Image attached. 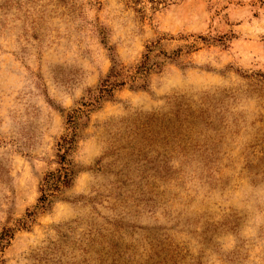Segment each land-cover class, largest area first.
Segmentation results:
<instances>
[{
    "label": "rangeland",
    "instance_id": "374dc122",
    "mask_svg": "<svg viewBox=\"0 0 264 264\" xmlns=\"http://www.w3.org/2000/svg\"><path fill=\"white\" fill-rule=\"evenodd\" d=\"M153 43L144 90L81 105ZM1 234L0 264H264V0H0Z\"/></svg>",
    "mask_w": 264,
    "mask_h": 264
},
{
    "label": "trees",
    "instance_id": "16d2710c",
    "mask_svg": "<svg viewBox=\"0 0 264 264\" xmlns=\"http://www.w3.org/2000/svg\"><path fill=\"white\" fill-rule=\"evenodd\" d=\"M154 44L145 46V51L141 55L140 60L134 65L126 66L112 59L107 74L100 79L94 91H88L89 95L87 100L83 101L81 105L84 108L95 107L100 101L110 99L114 90L124 85H128L130 89L144 90L147 87V75L153 68L159 69L162 63L153 58H168L166 52L160 48L153 55L151 47ZM76 112L83 113L80 108ZM68 117V121L71 123L74 115L69 114ZM72 143L73 137L71 133L59 137L55 144L57 168L45 173L40 179L38 185L39 195L36 198V204L32 210L26 211L25 218L19 222L20 228H26L36 213L49 209L51 198L55 197L63 187L70 185L74 172L72 164L66 156L72 148ZM5 236L6 234L0 235V242L5 240Z\"/></svg>",
    "mask_w": 264,
    "mask_h": 264
}]
</instances>
